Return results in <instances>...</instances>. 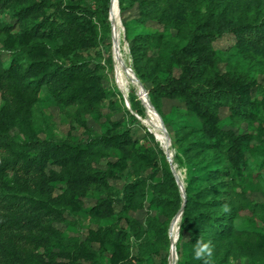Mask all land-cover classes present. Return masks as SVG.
<instances>
[{"label":"trees","instance_id":"1","mask_svg":"<svg viewBox=\"0 0 264 264\" xmlns=\"http://www.w3.org/2000/svg\"><path fill=\"white\" fill-rule=\"evenodd\" d=\"M204 4L118 0L133 73L190 174L179 234L187 236L188 260L176 264H226L225 242L241 234L232 222L256 207L249 193L236 190L253 136L235 130L252 115L254 79L247 71L222 72L212 42L230 34L237 47L264 49V0H207L202 11ZM110 6L111 0H0V46L10 57L7 66L0 60V264H147L168 251L169 223L182 197L153 133L140 144L115 125L93 146L84 137L41 138L34 120L45 93L61 112L75 107L78 125L91 133L87 118L99 114L105 90L82 53L103 41L99 27L109 33ZM150 24L163 31H135ZM132 93L125 112L139 122L134 114L146 117V108L134 88ZM165 103L171 104L168 112ZM106 156L114 162L103 168ZM140 157L153 173L132 180L125 169H138ZM55 182L66 184L59 196ZM140 182L157 212L143 223L132 215V192ZM116 203L123 211L106 224ZM78 217L89 220L85 234L65 235L56 226ZM199 241L211 242V257L195 258Z\"/></svg>","mask_w":264,"mask_h":264},{"label":"rangeland","instance_id":"2","mask_svg":"<svg viewBox=\"0 0 264 264\" xmlns=\"http://www.w3.org/2000/svg\"><path fill=\"white\" fill-rule=\"evenodd\" d=\"M233 1L240 3V1L243 0ZM206 4L207 0H205V4L201 8L202 11H204ZM150 26L151 27L149 28L137 27L135 28V31H163L162 27L159 25L150 24ZM18 30H20V28H18L17 31ZM98 33L99 37L103 38V41L100 42L97 48L82 53L84 61L89 65L93 75L97 77V82H99L101 87L105 90V96L99 105V114L87 118V125L90 128L91 133L86 132L85 129L80 128L78 125L76 117L73 116L76 112L75 107L68 109L66 112H61L57 108L51 106L48 96L45 93H42L41 100L36 105L34 112V120L39 129V137L44 138L45 136H53L60 139L67 136L73 138L84 137L88 143L95 146L97 144V138L100 135L105 133L108 129H112L115 125H119V127L129 129L133 135V139L138 140L140 144H143L145 133L151 131L144 123V119H147L148 117L142 118L134 114L139 121L135 122L132 121L125 112L128 109L124 102V96H126L130 107V99L133 97L132 88L135 89V95L138 100L141 101L137 88L129 83L126 93L123 94L115 84L112 53V24L110 23L109 33L104 32L100 27ZM120 36L126 65L128 68L132 69V59L122 23ZM106 45H109V48H107ZM212 48L218 60V67L222 72L227 70L247 71L250 74V77L254 79L253 89L248 94V101L252 104V115L251 117L241 119L240 123L235 127V130L240 134L248 133L253 136V140L250 142L252 156L249 159L245 175L237 180L236 190L249 193L253 203H256V207L240 213L237 219L232 222L241 234L231 238L228 242H225V245L228 243L230 248V256L226 264H264V49L258 52H253L249 49L237 47L235 38L230 34H226L213 41ZM0 60L5 66H7L10 61L9 52L4 50L1 46ZM65 62L68 63V61H60V63ZM146 94L149 100L147 91ZM170 107V103H165L163 107L164 111L168 112ZM130 112L132 113V111ZM222 115L223 118H225L227 113L225 112ZM224 123L229 126L231 122L229 119H225ZM168 134L171 141L170 146L173 155V164L175 165L176 171L185 188L190 180V174L184 157L174 144V135L172 133ZM155 140L157 141L156 138ZM209 160L211 161V158H209ZM110 162H114V160L106 156L101 162V167H107ZM153 170L154 168L147 167V160L140 157L138 169L134 170L131 166H127L125 173L131 171V173H133L131 179L134 180L137 174L147 178L153 173ZM157 181L158 179L155 178L154 182ZM52 186L55 190V196L61 195L66 188L64 182H55ZM132 193V215L138 219V221L143 223L147 216L156 215V210L153 207L149 208L148 206L149 197L143 191V182H140L139 185L134 188ZM86 204L90 205V201L86 200ZM122 211V205L116 203L114 205L113 217L106 220L105 223L111 224L117 221ZM67 220L70 222L72 218L67 217ZM172 220L169 223V227H171ZM56 226L65 235H75L77 233H87L90 224L86 217H78L74 224L67 226L64 224H57ZM168 240V251L163 250L158 256H150L147 260V264H169V228ZM186 241V235H183L182 237H180V235L178 236L176 263L180 260H188V250L185 247Z\"/></svg>","mask_w":264,"mask_h":264},{"label":"bare ground","instance_id":"3","mask_svg":"<svg viewBox=\"0 0 264 264\" xmlns=\"http://www.w3.org/2000/svg\"><path fill=\"white\" fill-rule=\"evenodd\" d=\"M109 21L112 24L113 30L112 53L115 84L119 91L123 94L126 93V89L129 83L137 88L138 95L146 108V117H148L147 119H144V123L150 128L151 132L157 139L158 145L163 150H169V152H171V146L168 145V139L161 129V122L159 121L157 115L153 112L150 103L144 93V90L140 87V84L135 79L134 73L125 69V66L127 65L123 56L122 41L120 36L121 22L116 2L112 4L109 11ZM179 224L180 221L178 220L176 222H173L170 227V248L172 247V260L170 259L169 264H173L174 262L176 263L177 261V256L175 258V249L177 250L176 247L179 236Z\"/></svg>","mask_w":264,"mask_h":264},{"label":"water","instance_id":"4","mask_svg":"<svg viewBox=\"0 0 264 264\" xmlns=\"http://www.w3.org/2000/svg\"><path fill=\"white\" fill-rule=\"evenodd\" d=\"M114 2H116V5H117V7H118V0H111V6H112V4H113ZM111 6H110V9H111ZM118 11H119V7H118ZM125 69H126L127 71H132V69L128 68L127 66H125ZM132 72H133V71H132ZM134 76H135V74H134ZM135 79H136L137 82L140 84V87L144 90V93H145V95H146V97H147L146 89L143 87V85L141 84V82L138 80V78H137L136 76H135ZM147 99H148V98H147ZM148 101H149V100H148ZM124 102H125V104H126V106H127V109L130 110V107H129V105H128V102H127V98H126V96H124ZM149 103H150V102H149ZM143 105H144V104H143ZM150 106H151L153 112H154V113L157 115V117L159 118V120H160V122H161V129H162L163 133L165 134L166 138L168 139V145L170 146L171 141H170V137H169V134H168V131H167L165 125H164V123H163V121H162L160 115H159V114L156 112V110L154 109V107H153L151 104H150ZM150 132H151V131H150ZM163 151H164V154H165L166 161H167L168 164H169L170 170H171V172H172V174H173V176H174V178H175V180H176V183H177V185H178V187H179V191H180V194H181V197H182V206H181V208H180L178 214L173 218V220H172V222H171V224H172L173 222H176V221H178V220H179V221L181 220V216H182V213H183V208H184V204H185V200H186V195H185L184 185H183L182 181L180 180V177H179V175H178V173H177V171H176V167H175V165L173 164V159H172L173 155H172V153L169 152V150H163ZM170 226H171V225H170ZM169 239H170V227H169ZM169 253H170V254H169V261H170V259L172 260V247L170 248ZM175 257H176V254H175ZM173 264H176V263L174 262Z\"/></svg>","mask_w":264,"mask_h":264},{"label":"clouds","instance_id":"5","mask_svg":"<svg viewBox=\"0 0 264 264\" xmlns=\"http://www.w3.org/2000/svg\"><path fill=\"white\" fill-rule=\"evenodd\" d=\"M213 252H214V248L211 242L199 241L195 248L194 255H195V258L199 260L205 257H211Z\"/></svg>","mask_w":264,"mask_h":264}]
</instances>
